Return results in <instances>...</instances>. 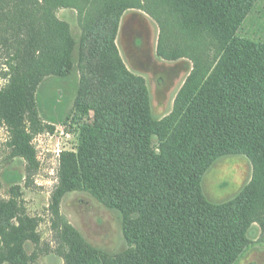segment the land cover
<instances>
[{"label": "trees", "instance_id": "1", "mask_svg": "<svg viewBox=\"0 0 264 264\" xmlns=\"http://www.w3.org/2000/svg\"><path fill=\"white\" fill-rule=\"evenodd\" d=\"M257 2L0 0V114L13 153L27 170L36 167L33 141L54 130L40 116L38 91L49 78L81 73L80 104L93 123L79 151L63 156L53 221L73 191L106 200L124 221L128 248L116 257L64 224L56 240L66 264H236L252 225L264 234V42L240 35ZM62 9L79 14L82 44L59 19ZM131 10L159 24L160 58L193 65L163 120L153 118L145 81L124 67L116 46ZM235 155L251 161L255 178L234 200L213 204L203 176ZM35 229L17 199L2 200L0 264H34L27 244Z\"/></svg>", "mask_w": 264, "mask_h": 264}, {"label": "rangeland", "instance_id": "2", "mask_svg": "<svg viewBox=\"0 0 264 264\" xmlns=\"http://www.w3.org/2000/svg\"><path fill=\"white\" fill-rule=\"evenodd\" d=\"M58 17L70 26L75 41L82 44L85 32L77 11L62 9ZM160 34L159 24L150 15L131 10L123 15L116 38L124 67L146 83L156 120L171 115L193 69L189 60L169 62L159 57ZM240 35L264 42V0H258ZM81 87V73L65 79L49 78L41 85L37 96L39 113L44 123L54 130L34 139L37 165L32 169L27 170L24 161L13 153L8 126L0 114V202L12 197L17 199L32 220L36 237L27 244V252L35 260L34 264H66L56 240L66 223L91 248L112 257L128 248L121 213L87 191L66 193L61 201V222L53 221L51 205L60 185L63 156L79 151L82 132L93 123L92 114L80 104ZM4 88L5 81L0 78V92ZM254 178V167L245 156L224 157L205 173L202 190L209 202L222 204L237 198ZM247 238L248 247L236 264H264L261 226L254 223Z\"/></svg>", "mask_w": 264, "mask_h": 264}]
</instances>
